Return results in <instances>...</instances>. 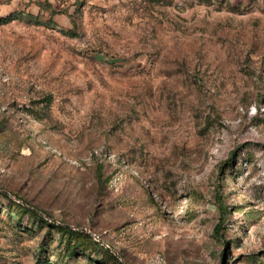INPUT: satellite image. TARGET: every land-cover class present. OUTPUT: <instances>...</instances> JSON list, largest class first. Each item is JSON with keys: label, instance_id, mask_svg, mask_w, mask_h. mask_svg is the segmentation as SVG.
I'll list each match as a JSON object with an SVG mask.
<instances>
[{"label": "rangeland", "instance_id": "obj_1", "mask_svg": "<svg viewBox=\"0 0 264 264\" xmlns=\"http://www.w3.org/2000/svg\"><path fill=\"white\" fill-rule=\"evenodd\" d=\"M11 14L0 264H264V0H0ZM3 192L92 247L64 255Z\"/></svg>", "mask_w": 264, "mask_h": 264}, {"label": "trees", "instance_id": "obj_2", "mask_svg": "<svg viewBox=\"0 0 264 264\" xmlns=\"http://www.w3.org/2000/svg\"><path fill=\"white\" fill-rule=\"evenodd\" d=\"M50 12L54 13L53 9L51 10V7H50ZM13 15L15 16L13 17ZM15 17H17L16 14L9 15V18H6L5 16H0V23L6 22L7 19H9V21L13 20ZM50 20H52L51 16H50ZM2 196L8 199L9 206L15 207V211L19 214V216H22L23 214H28L29 216L32 217L33 223H36V224L45 223L44 224L45 226L54 228L58 233L61 234L62 237H66V239L68 240H66V245H63L64 255L72 257L76 253L74 249L77 247L78 244L74 243L73 246L70 247L69 242L71 238L82 237L83 239H88V241L86 240V243L88 245L83 250H88L89 248L92 247V244L89 242L90 240L87 234L83 232H79L75 229H71L70 227L62 225L61 223L56 224L55 222H52L50 220L51 218L49 215L45 214L44 212L38 211L34 206L30 205L24 200H21L20 198H17L18 201H15L14 199H11L10 196L6 194V192H3ZM218 230H219V225L217 224L215 226V231L218 232ZM93 244H95V242H93ZM42 253H43V250L41 249L39 252V258H38L39 263L47 262V257H45Z\"/></svg>", "mask_w": 264, "mask_h": 264}]
</instances>
